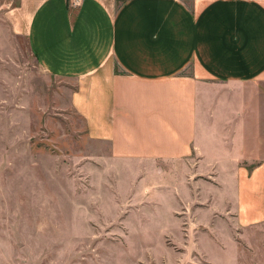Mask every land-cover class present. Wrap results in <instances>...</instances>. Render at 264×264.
Wrapping results in <instances>:
<instances>
[{"label": "crops", "instance_id": "0c3cea01", "mask_svg": "<svg viewBox=\"0 0 264 264\" xmlns=\"http://www.w3.org/2000/svg\"><path fill=\"white\" fill-rule=\"evenodd\" d=\"M11 10L40 68L73 82L92 184L106 182L109 201H201L207 216L264 220V0H16Z\"/></svg>", "mask_w": 264, "mask_h": 264}, {"label": "rangeland", "instance_id": "374dc122", "mask_svg": "<svg viewBox=\"0 0 264 264\" xmlns=\"http://www.w3.org/2000/svg\"><path fill=\"white\" fill-rule=\"evenodd\" d=\"M13 4L0 0V264H264V220L207 216L201 201L113 202L93 186L74 84L12 32Z\"/></svg>", "mask_w": 264, "mask_h": 264}]
</instances>
